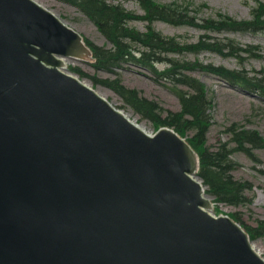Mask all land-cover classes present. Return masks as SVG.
<instances>
[{
  "label": "water",
  "instance_id": "obj_1",
  "mask_svg": "<svg viewBox=\"0 0 264 264\" xmlns=\"http://www.w3.org/2000/svg\"><path fill=\"white\" fill-rule=\"evenodd\" d=\"M52 51L86 54L34 3L0 0V264H264L201 208L189 145L131 125Z\"/></svg>",
  "mask_w": 264,
  "mask_h": 264
},
{
  "label": "trees",
  "instance_id": "obj_2",
  "mask_svg": "<svg viewBox=\"0 0 264 264\" xmlns=\"http://www.w3.org/2000/svg\"><path fill=\"white\" fill-rule=\"evenodd\" d=\"M80 4L100 26L102 31L108 36L113 43L112 49H101L96 47L98 56V67L105 69H113L122 64V62L131 60L143 64L144 58L156 54L158 59L148 62L150 67L156 61L162 59V54L169 51L181 52L182 50H192L195 52L209 48L207 42H198L188 44L186 41H179L176 38L165 37L160 33L152 31L150 26L149 32H137L135 29L128 27V21L133 17L123 10L120 6H110L101 0H70ZM142 2L147 16L146 18L153 22L155 19L181 24L195 25L208 30L235 29L245 30L249 28L264 29L263 20L255 21H239L231 17H223L221 19H200L196 16L189 15L188 9L174 5H161L153 0H140ZM262 16V12H258ZM258 23H262L260 26ZM262 27V28H261ZM136 45L146 47L147 52L142 51L140 59L134 57V51L138 48ZM227 45V44H226ZM231 49L237 50L232 43L229 44ZM220 44L214 47L223 53L224 49ZM147 53V54H146ZM173 67L165 71L163 75L166 78H172L174 85L186 84L194 89L195 93L179 91L182 100L183 111L174 113L167 119H161L157 111L160 107L154 101L140 97L136 90L127 89L119 80H101L110 87L118 91L127 102L134 108L143 113L147 117H151L158 122L175 125L177 130L185 134L186 131H193L190 141L194 144L201 154V170L200 175L204 179L205 184L209 187V193L214 195L218 201L229 203L232 205L247 204L251 201L246 195L248 189H252V185L247 180H238L231 173L237 165L230 157L231 148L228 143L224 142L218 146L216 150H211L206 145L207 123L210 120L207 114L208 101L205 95L204 85H202L194 77H189L181 72L177 78L180 69H191L188 63H175L171 60ZM198 65V63H196ZM210 71L217 73L229 81H240L247 83L261 92H264V76L249 75L248 72L231 70L225 67L207 66ZM192 116L191 119L185 118V115ZM233 140L238 144V149L247 152L253 156V149L264 147V140L256 131L252 130H235ZM250 145V147L248 146ZM236 218L242 221V218L236 214ZM246 228L252 234V237H258L264 232V221H261L257 227L246 225Z\"/></svg>",
  "mask_w": 264,
  "mask_h": 264
},
{
  "label": "rangeland",
  "instance_id": "obj_3",
  "mask_svg": "<svg viewBox=\"0 0 264 264\" xmlns=\"http://www.w3.org/2000/svg\"><path fill=\"white\" fill-rule=\"evenodd\" d=\"M49 8L55 10L63 19L68 21L72 26L77 28L84 35L91 38L96 43L105 45L106 39L91 23V21L79 12L76 8L59 2L57 0H48ZM114 3L123 4L128 10L142 13V8L137 0H113ZM162 3L183 1L194 4L202 16L216 17L219 13H227L239 19H250L251 10L257 6L256 0H158ZM264 2V0H263ZM134 26L144 30V22H134ZM156 29L168 36H177L182 39L195 40L200 35V31L191 27H179L165 22H156ZM236 40L244 45H259L264 48V32L257 33H237L232 35ZM186 58L192 60H201L206 63L222 64L229 67H237V61L230 57H221L211 52H205L198 57L186 55ZM198 58V59H196ZM247 68L252 72L264 71V59L249 58L246 60ZM83 70L89 74H98L103 77H113L111 74L100 71L96 72L90 65H81ZM124 83L133 88L139 89L145 96L157 100L166 109L179 110L180 103L178 98L169 90L168 87L162 84L155 83L152 78L143 71L136 68H129L121 72ZM207 85L209 96H213V125L208 135V143L215 147L219 140L228 139L224 133L227 126L233 122H239L244 126L258 130L264 136V102L256 97H252L244 92L232 89L225 85L216 77L205 73L195 72ZM102 87V86H100ZM106 91L107 88H104ZM110 92V90H108ZM115 94V93H114ZM115 104L123 105L124 102L117 95ZM112 100V97H110ZM146 126L150 130H154L152 122L145 121ZM257 154L264 161V149H258ZM233 157L239 162L240 166L235 170V175L238 178L250 179L254 184L252 195L254 196L253 204L249 207L235 208L228 205H221V211L225 213L240 210L244 214L245 220L249 224H256L257 219L264 218V173L259 171V167H264V164L256 166L244 153L235 152ZM258 246L264 251V237L257 239Z\"/></svg>",
  "mask_w": 264,
  "mask_h": 264
},
{
  "label": "bare ground",
  "instance_id": "obj_4",
  "mask_svg": "<svg viewBox=\"0 0 264 264\" xmlns=\"http://www.w3.org/2000/svg\"><path fill=\"white\" fill-rule=\"evenodd\" d=\"M36 1H37L38 3H40L41 5H44V6H47V3L50 4L47 0H36ZM66 62H67V63H70V60L66 59ZM86 83H88V82H86ZM88 85H90V84L88 83ZM97 91H98L99 94H101V95L104 96V97H108L109 94H110L109 91H106L105 89H102V88H97ZM124 113H126L127 116H128L130 119L134 120V122L138 123L139 126H141L143 129H146V130H147V127H146L145 123H144V122H140L139 119H138V117H137V116H134L132 112H130V111H125V110H124ZM254 246H255L256 249H258L260 252L262 251V250L259 249L258 244H257L256 242H254Z\"/></svg>",
  "mask_w": 264,
  "mask_h": 264
}]
</instances>
